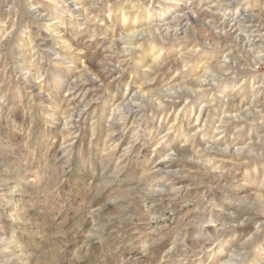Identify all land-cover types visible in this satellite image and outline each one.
I'll use <instances>...</instances> for the list:
<instances>
[{
    "label": "rangeland",
    "instance_id": "rangeland-1",
    "mask_svg": "<svg viewBox=\"0 0 264 264\" xmlns=\"http://www.w3.org/2000/svg\"><path fill=\"white\" fill-rule=\"evenodd\" d=\"M214 1L0 0V264H264V110L215 130L249 112L239 91L264 82V44L229 56L213 36L224 15L264 21V0ZM224 61L227 84L180 89ZM170 78L161 115L146 99ZM139 90L126 127L108 126ZM231 140L238 154L215 150Z\"/></svg>",
    "mask_w": 264,
    "mask_h": 264
},
{
    "label": "bare ground",
    "instance_id": "bare-ground-1",
    "mask_svg": "<svg viewBox=\"0 0 264 264\" xmlns=\"http://www.w3.org/2000/svg\"><path fill=\"white\" fill-rule=\"evenodd\" d=\"M163 1L166 2V0H163ZM229 3H231V0H215L213 2V4L210 5V11H211V9L216 10L217 7H220L223 5H228ZM210 11H209V13H210ZM212 13H213V11H212ZM37 16L42 17V15H40V14ZM228 16L229 17L224 15V16H221L220 18H217V24L220 27V29H219V33H216L213 35L216 39L215 43L220 44V47H224V46L227 47V49L230 50V51H227V55H229V56L235 50V51L242 52L243 54H245L246 57L252 56L255 60H256V58L258 60L261 59L262 57L261 58L255 57V55H257V54L253 55L252 53L257 48V45L264 44V21H261L259 19L256 20L253 18L252 15H249V14L248 15L243 14L242 16H239V15H228ZM126 17H127V13H124L122 15L123 20H125ZM191 17H192L191 14L186 13V12H183L181 14H177L173 17L171 16L172 19L170 21L164 23L167 26L163 29V30H165L164 31L165 35H169L172 38H177L178 34L181 33V26H184V28L186 29L188 27V22H189L188 20ZM254 23H258V24L256 25ZM172 25H175V27L172 28ZM249 26H255L257 28L256 31H258V33L254 34V36H253L251 34V32H253V30L249 31V29H248ZM156 28L159 29L158 27H156ZM137 35L138 34L132 33L133 38H135ZM252 36L254 38H252ZM130 37H131V35L128 36L129 39H130ZM195 52L196 51L193 49L192 51L189 52V54L194 55ZM234 64H235L234 61H227V62L224 61L222 63V65L217 70H215V72H218L217 75L219 77H217V78H216V75H214V76L212 75V74H214V73H212V69L207 66L206 72H208V73H205V74H210L212 77L209 78V75L204 74L203 77H201V79L197 78V79L186 80V82L188 84H190V85L192 84V86H194V87H189L188 85H186L184 87H181V88L179 87V88L182 89L183 92H191V94H194V93H199V92L205 90V88H206L205 86L214 85L211 83V81L214 82V80H215V82L218 83L219 81H221L224 78V83L227 84L228 79H229L228 76L231 73V69L233 67L235 68ZM173 81H174V78H170L168 81V86L166 88L157 91V93H155L153 97L146 99V100H148V103L150 105H153L157 108H160L159 112L161 115L166 112L167 107L169 106V103H170L169 98L174 94H176V95L178 94V93H176V91L172 92L170 89L171 87L174 86V84H172ZM262 81H263V79H262ZM81 83H83V82H81ZM263 83L264 82L260 81V83H258L257 85L251 84V85H249V87L248 86L245 87L244 86L245 83H242L243 85L241 84L242 86L240 87V91H239V92H241L240 96H242V98L246 99L245 102H247L246 103L247 106L245 108L250 109V110L247 113L240 111V112L234 113V114L228 113L227 115H223V116L219 117L218 124L215 127V130L217 131L218 134L225 133L228 126L231 124V121L240 118V116L243 117V116H247L248 114L256 113V112H260V110L261 111L264 110V108L262 109V107L260 109H258V107L264 105V99L261 101L258 99V95L264 91V84ZM248 91L252 95L251 99H248V96H247ZM144 97H146L145 94L142 93L140 90L134 94H131V95L129 93V95H127L125 97V98H127V101H126V99L124 100L126 102L122 103L121 105H117L115 109H112V111L110 113L108 126H116L118 128H125L126 127V121L128 120V118L135 115L137 109L140 108L141 106H143V105H136V108H134V105L132 103L133 98H140L139 100H142ZM204 110H205L204 107L199 108L196 119H195L196 121L200 118L201 114H203ZM174 120H176V119H174ZM216 135L217 134H215V136ZM191 138H194V136L193 137L191 136ZM135 139H136V137H135ZM234 145H235L234 141L231 140V141H229V143L227 145H225L224 147L222 146L223 148H219L220 146L217 148L207 146L204 148V150L213 151V149L215 148V150L218 151L219 153H227L231 150L232 152H235L238 154L241 150H240V148L238 149V148L234 147ZM160 190L161 189H155V192H161ZM224 263H226V262H224ZM229 264H231V263H229Z\"/></svg>",
    "mask_w": 264,
    "mask_h": 264
}]
</instances>
